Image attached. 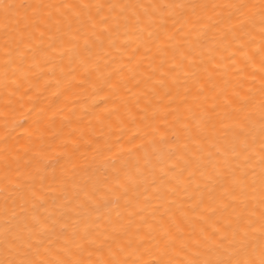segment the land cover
<instances>
[{
  "label": "bare ground",
  "instance_id": "6f19581e",
  "mask_svg": "<svg viewBox=\"0 0 264 264\" xmlns=\"http://www.w3.org/2000/svg\"><path fill=\"white\" fill-rule=\"evenodd\" d=\"M0 264H264V0H0Z\"/></svg>",
  "mask_w": 264,
  "mask_h": 264
}]
</instances>
